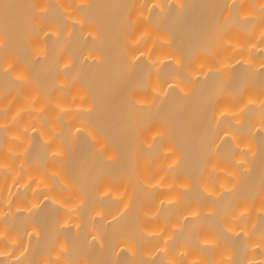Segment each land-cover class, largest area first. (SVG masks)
I'll return each mask as SVG.
<instances>
[{
	"label": "bare ground",
	"instance_id": "obj_1",
	"mask_svg": "<svg viewBox=\"0 0 264 264\" xmlns=\"http://www.w3.org/2000/svg\"><path fill=\"white\" fill-rule=\"evenodd\" d=\"M0 264H264V0H0Z\"/></svg>",
	"mask_w": 264,
	"mask_h": 264
}]
</instances>
